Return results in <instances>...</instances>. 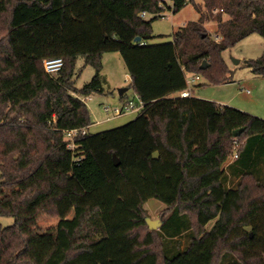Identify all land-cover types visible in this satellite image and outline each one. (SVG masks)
I'll return each instance as SVG.
<instances>
[{
    "label": "trees",
    "instance_id": "trees-1",
    "mask_svg": "<svg viewBox=\"0 0 264 264\" xmlns=\"http://www.w3.org/2000/svg\"><path fill=\"white\" fill-rule=\"evenodd\" d=\"M161 1L0 0V187L45 164L65 169L54 188L45 179L0 205L13 218L0 224V264H264V119L177 94L187 73L231 80L222 52L250 34L264 38V0H202L196 21L150 43ZM188 1L164 3L176 13ZM210 20L218 40L204 26ZM106 52L120 54L126 89L142 107L89 133L81 97L105 92ZM55 57L62 68L49 74L43 61ZM78 57L94 68L80 88ZM244 65L264 77V53ZM74 128L86 132L68 149L65 131ZM150 198L167 211L155 230L145 222ZM38 213L59 219L55 235L30 228Z\"/></svg>",
    "mask_w": 264,
    "mask_h": 264
},
{
    "label": "rangeland",
    "instance_id": "rangeland-1",
    "mask_svg": "<svg viewBox=\"0 0 264 264\" xmlns=\"http://www.w3.org/2000/svg\"><path fill=\"white\" fill-rule=\"evenodd\" d=\"M202 0L188 1L184 7H182L176 13L165 8L162 12L163 17H157L151 23L152 37L148 40L150 43H160L171 41L172 34L178 27L182 26L188 21H196L199 17L195 4H201ZM152 14L144 15L145 19H150ZM207 32L214 38L215 36V22L208 21ZM264 53V38L259 34L253 33L250 36L237 42L234 46L226 49L222 52V57L231 70V80L233 82L212 84L207 79L199 74L200 79L192 86V96L202 98H217V94L220 96L227 95L232 96L235 94L236 104L244 106L248 110L258 114H252L249 111L244 112L264 119V77L256 76L252 74L250 69L244 65V60L257 58ZM233 59L238 60V63H234ZM102 68L101 73L106 79L105 92L104 93H92L85 98V104L89 110L91 124L88 127L89 133H97L103 130L115 128L123 125L126 122L132 120L137 115L136 112H127L119 116L112 117L106 120V114L102 107L105 104L117 105L120 104L119 96L117 93L118 88L127 87L129 80L125 76L126 68L124 62L118 52H106L102 56ZM74 85L80 88L85 82H88L94 75V68L86 64L82 57H78L74 64ZM128 75V74H127ZM242 88H249L252 91L251 97H245L242 93ZM224 89V90H221ZM126 97L132 100L133 103L138 104V98L133 93L132 89H126ZM204 99V98H203ZM253 102L252 104L249 103ZM213 101L214 99H206ZM98 120V123H95ZM59 152V151H57ZM233 154L228 157V162L233 159ZM51 161V159H49ZM45 167L37 170L33 177L24 182H18L16 184H9L0 187V205L9 207L11 201L16 199L17 196L26 189L33 188L42 180L48 179L52 188L62 181L65 174V169L51 171L52 168H59L58 165L53 163L51 165L45 164ZM144 208L147 216L151 219H162L166 214L165 205L155 198L148 199ZM73 216V212L68 215V218ZM59 219L56 217L48 216L44 213H38L36 215L34 225L30 228L41 235H55V229ZM214 220L209 221L206 224V228L209 229L213 225ZM13 223V218L9 215L0 216V224L7 226Z\"/></svg>",
    "mask_w": 264,
    "mask_h": 264
},
{
    "label": "built area",
    "instance_id": "built-area-1",
    "mask_svg": "<svg viewBox=\"0 0 264 264\" xmlns=\"http://www.w3.org/2000/svg\"><path fill=\"white\" fill-rule=\"evenodd\" d=\"M187 1V0H186ZM170 3H164V0H162L160 2V7L162 9V11L159 13L160 17H163L164 15L162 14L163 10L165 8H167L166 5H168ZM169 9V8H167ZM170 10V9H169ZM146 15L145 13H142V16ZM214 38L216 40L219 39L218 36H214ZM63 65V60L60 57H55V58H48L45 59L43 61V67L44 70L49 73V74H55L57 73ZM200 79V76L198 74H194V73H187L186 77H185V87L183 89H181L180 91L177 92V94L181 97H187V96H191L192 95V86L195 84V82H197ZM248 91V90H247ZM84 101L86 96L81 97ZM142 107V103L138 100V104L133 103L132 100H127L123 103L117 104V105H109V104H105L103 105L102 109L106 114V120L115 117V116H119L122 115L124 113L127 112H139V110ZM98 120H95V123H98ZM86 132V129H78V128H74V129H69L65 131V136H66V147L68 149H72L74 147L73 144V138L78 135V134H84ZM233 157H236V153L233 154Z\"/></svg>",
    "mask_w": 264,
    "mask_h": 264
},
{
    "label": "crops",
    "instance_id": "crops-1",
    "mask_svg": "<svg viewBox=\"0 0 264 264\" xmlns=\"http://www.w3.org/2000/svg\"><path fill=\"white\" fill-rule=\"evenodd\" d=\"M210 21H212V20H210ZM207 22L204 23L205 28H207V24H206ZM215 29H216V22H215ZM125 76H127L128 80L130 79L129 75H127V73H125ZM228 82H233V81L230 80ZM224 83H227V82H224ZM221 90H224V89H221ZM242 93L244 94L245 97L250 98L251 94H252V91L249 88H242ZM217 95H219V96H217V98H209V97H206V96L202 97V98H204V99H214L213 101L218 103V104H220V105H227V106H231V107H234V108L237 107V108H240L242 110L249 111L252 114H256V113L252 112L251 110H248L246 107L239 106V104H236L238 102H235L236 101L235 94H233L232 96H227V95L220 96V94H217ZM86 97H88V96H86ZM250 100L251 99H249V103L252 104L253 102H251ZM256 115H258V114H256ZM261 117H264V116L261 115Z\"/></svg>",
    "mask_w": 264,
    "mask_h": 264
},
{
    "label": "water",
    "instance_id": "water-1",
    "mask_svg": "<svg viewBox=\"0 0 264 264\" xmlns=\"http://www.w3.org/2000/svg\"><path fill=\"white\" fill-rule=\"evenodd\" d=\"M139 40H140L139 37H136V38H135V41H139ZM233 62H234V63H238V60L233 59ZM205 66H206V63L203 61L202 64L200 65V68H204ZM125 90H126L125 87H123V88H118V89H117V93H118V95H121ZM242 130H243V128H239V129L233 131V135L236 136V135L240 134V133L242 132ZM112 160H113L114 165H118V164H119V159L116 157L115 154H112ZM145 222H146V224H147V226H148V228H149L150 230H155V229H157V228L159 227V225L162 223V220H160V219H158V218H156V219H151L149 216H146V217H145Z\"/></svg>",
    "mask_w": 264,
    "mask_h": 264
}]
</instances>
